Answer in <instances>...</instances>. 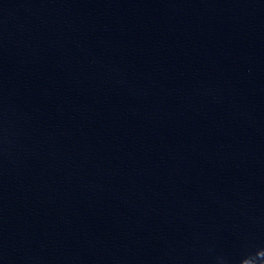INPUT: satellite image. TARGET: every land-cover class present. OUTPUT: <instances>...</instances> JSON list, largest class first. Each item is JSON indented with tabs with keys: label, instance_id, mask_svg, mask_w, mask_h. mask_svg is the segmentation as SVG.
I'll return each instance as SVG.
<instances>
[{
	"label": "water",
	"instance_id": "obj_1",
	"mask_svg": "<svg viewBox=\"0 0 264 264\" xmlns=\"http://www.w3.org/2000/svg\"><path fill=\"white\" fill-rule=\"evenodd\" d=\"M0 264H264V0H0Z\"/></svg>",
	"mask_w": 264,
	"mask_h": 264
}]
</instances>
